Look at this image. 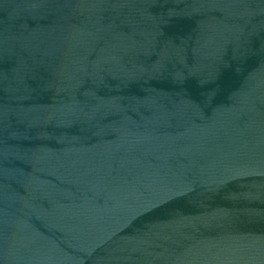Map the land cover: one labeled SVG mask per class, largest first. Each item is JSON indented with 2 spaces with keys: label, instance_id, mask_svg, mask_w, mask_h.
<instances>
[{
  "label": "water",
  "instance_id": "1",
  "mask_svg": "<svg viewBox=\"0 0 264 264\" xmlns=\"http://www.w3.org/2000/svg\"><path fill=\"white\" fill-rule=\"evenodd\" d=\"M0 264H264V0H0Z\"/></svg>",
  "mask_w": 264,
  "mask_h": 264
}]
</instances>
